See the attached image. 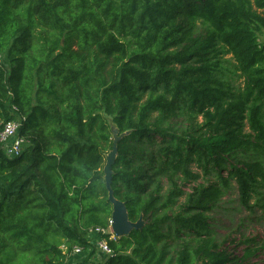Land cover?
<instances>
[{
    "label": "trees",
    "instance_id": "16d2710c",
    "mask_svg": "<svg viewBox=\"0 0 264 264\" xmlns=\"http://www.w3.org/2000/svg\"><path fill=\"white\" fill-rule=\"evenodd\" d=\"M261 10L264 0H0V131L24 118L25 141L13 160L0 146V264H69L74 248H93L112 212V126L125 134L114 197L143 227L96 264H247L209 213L232 182L249 210L264 197Z\"/></svg>",
    "mask_w": 264,
    "mask_h": 264
},
{
    "label": "rangeland",
    "instance_id": "374dc122",
    "mask_svg": "<svg viewBox=\"0 0 264 264\" xmlns=\"http://www.w3.org/2000/svg\"><path fill=\"white\" fill-rule=\"evenodd\" d=\"M258 13L264 17V10ZM259 41L264 43V31L259 35ZM74 49L76 50V47ZM0 59L4 61L2 56ZM225 59L230 60V56H226ZM228 69L234 70L231 66H228ZM235 79V85H240L243 81L236 77ZM111 131L114 133L116 129L112 126ZM197 184H206V181L200 179ZM192 186L194 184L183 188L184 192L189 193ZM261 193L264 196V190H261ZM256 200L257 197H252L249 202L251 209H247L241 204L237 186L232 182L231 188L209 213V224L215 238L223 244V248L239 260L250 253L243 261L247 264H264V197L261 203L256 204ZM98 260L104 262L107 257L99 256Z\"/></svg>",
    "mask_w": 264,
    "mask_h": 264
},
{
    "label": "built area",
    "instance_id": "2783aa9c",
    "mask_svg": "<svg viewBox=\"0 0 264 264\" xmlns=\"http://www.w3.org/2000/svg\"><path fill=\"white\" fill-rule=\"evenodd\" d=\"M12 110L14 112L18 111L15 105L12 106ZM23 120L24 118L8 121L0 131V146L9 160L17 158L25 144L24 139L18 135ZM91 234L98 235L99 237L93 243V248H74L69 257V264H96L101 262L98 260L99 256H105L107 258L111 256L112 250L108 242L115 241L118 237L112 233L110 221L107 228H95L91 231Z\"/></svg>",
    "mask_w": 264,
    "mask_h": 264
},
{
    "label": "water",
    "instance_id": "95a60500",
    "mask_svg": "<svg viewBox=\"0 0 264 264\" xmlns=\"http://www.w3.org/2000/svg\"><path fill=\"white\" fill-rule=\"evenodd\" d=\"M112 135L113 145L112 150L105 157L106 163L103 168V180L105 184V189L107 191L108 201L112 206L110 218L111 230L116 237L120 238L124 236H129V234L133 230H140L143 227V221L142 218H140L135 223L131 222L128 218V212L125 204L114 197V193L111 187L113 176L112 166L115 162L117 155L116 145L125 134L118 136V131L116 130L114 133H112Z\"/></svg>",
    "mask_w": 264,
    "mask_h": 264
},
{
    "label": "crops",
    "instance_id": "0c3cea01",
    "mask_svg": "<svg viewBox=\"0 0 264 264\" xmlns=\"http://www.w3.org/2000/svg\"><path fill=\"white\" fill-rule=\"evenodd\" d=\"M101 262H103V261H101Z\"/></svg>",
    "mask_w": 264,
    "mask_h": 264
}]
</instances>
